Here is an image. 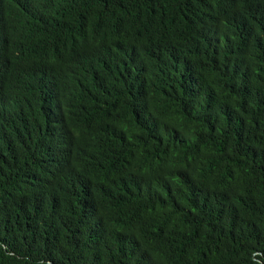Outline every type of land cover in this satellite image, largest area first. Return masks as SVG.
<instances>
[{
	"label": "trees",
	"instance_id": "trees-1",
	"mask_svg": "<svg viewBox=\"0 0 264 264\" xmlns=\"http://www.w3.org/2000/svg\"><path fill=\"white\" fill-rule=\"evenodd\" d=\"M0 264H264V0H0Z\"/></svg>",
	"mask_w": 264,
	"mask_h": 264
}]
</instances>
